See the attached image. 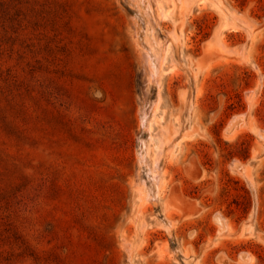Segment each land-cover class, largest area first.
<instances>
[{"label": "rangeland", "instance_id": "1", "mask_svg": "<svg viewBox=\"0 0 264 264\" xmlns=\"http://www.w3.org/2000/svg\"><path fill=\"white\" fill-rule=\"evenodd\" d=\"M263 129L264 0H0V264H264Z\"/></svg>", "mask_w": 264, "mask_h": 264}, {"label": "bare ground", "instance_id": "2", "mask_svg": "<svg viewBox=\"0 0 264 264\" xmlns=\"http://www.w3.org/2000/svg\"><path fill=\"white\" fill-rule=\"evenodd\" d=\"M142 1H144L145 3H146V0H142ZM148 6V8L149 9H151V6H150V4H148L147 5ZM159 10H162L163 9V7H161L160 5L157 7ZM162 8V9H161ZM162 12V14H163V10L161 11ZM160 12V13H161ZM159 13V14H160ZM175 34V33H174ZM155 38V37H154ZM156 39V38H155ZM177 39V38H176ZM160 45H161V43H159ZM169 48H170V43H168L166 46H165V48H164V51H167V50H169ZM165 53V52H164ZM159 54V53H158ZM160 54H161V52H160ZM161 55H163V54H161ZM165 55V54H164ZM165 57V56H164ZM157 58H159V57H157ZM156 59V58H155ZM161 59V58H160ZM160 59L159 60H157V61H160ZM156 61V62H157ZM161 61L162 62H164V58H162L161 59ZM162 62L160 63V64H162ZM152 66H153V73H152V75H153V79H154V76L155 75H159V70H157V69H159V67H158V65L155 63V61L152 59ZM152 69V68H151ZM155 77H157V76H155ZM253 92V91H252ZM252 94V93H251ZM251 97H252V95H251ZM254 99V98H253ZM252 99V100H253ZM157 103V102H156ZM251 103V102H250ZM158 104V103H157ZM157 106V105H156ZM157 109V108H156ZM152 111V110H151ZM155 111V110H154ZM144 112V111H143ZM146 112V111H145ZM239 116V115H238ZM244 116V115H243ZM148 114H147V112L146 113H144L143 114V118H142V121H143V124L145 125V124H147L148 123V121H150L149 119H148ZM153 120V119H152ZM234 120V119H233ZM240 120V119H239ZM242 122V121H241ZM240 122V124L242 125V123ZM246 122V121H245ZM245 122H244V124H245ZM152 123V122H151ZM237 123V122H236ZM247 124V123H246ZM229 125H231V124H229ZM239 125V124H238ZM237 125V126H238ZM236 126V125H235ZM240 127V126H239ZM238 127V128H239ZM242 127V126H241ZM243 128V127H242ZM235 129H237L236 127H235ZM234 129V130H235ZM227 130V129H226ZM241 130V129H240ZM243 130H245V128L243 129ZM243 130H241V131H243ZM229 131V130H228ZM232 131H233V129H232ZM261 131V130H260ZM234 132V131H233ZM236 133H237V131H235ZM234 132V133H235ZM238 132H240L239 130H238ZM244 132V131H243ZM228 133H230V132H228ZM241 133V132H240ZM232 133H230V135H231ZM233 135V134H232ZM237 134H235V136H236ZM263 138H264V129H263V133L262 134H260ZM227 136V135H226ZM228 136H229V134H228ZM260 136V137H261ZM231 137V136H230ZM231 138H233V136L231 137ZM156 148H157V155L154 157V160H153V168H152V173H153V178L157 181L158 180V178L160 177V175H159V177H158V174H160V173H157V170H159L160 168H159V160H160V156H161V153H162V151L164 150V141H163V139H161L160 140V144H158V145H156ZM142 159H143V157H142ZM142 162V161H141ZM159 172H160V170H159ZM156 184H157V182H156ZM157 186H159V185H157ZM142 194V193H141ZM144 194V193H143ZM143 197V196H142ZM140 198H141V196H140ZM144 198V197H143ZM223 220V219H222ZM224 226H226L225 225V223H224ZM225 228V227H224ZM250 259V258H249Z\"/></svg>", "mask_w": 264, "mask_h": 264}]
</instances>
